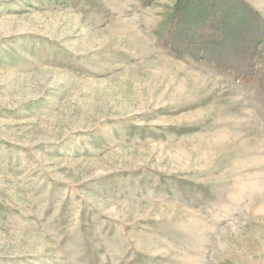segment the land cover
I'll return each mask as SVG.
<instances>
[{
	"label": "rangeland",
	"instance_id": "374dc122",
	"mask_svg": "<svg viewBox=\"0 0 264 264\" xmlns=\"http://www.w3.org/2000/svg\"><path fill=\"white\" fill-rule=\"evenodd\" d=\"M175 3L0 0V264H264V0Z\"/></svg>",
	"mask_w": 264,
	"mask_h": 264
},
{
	"label": "trees",
	"instance_id": "16d2710c",
	"mask_svg": "<svg viewBox=\"0 0 264 264\" xmlns=\"http://www.w3.org/2000/svg\"><path fill=\"white\" fill-rule=\"evenodd\" d=\"M191 1L193 2V1H195V0H176V3H175V7H174V12H173V14H172V17H171V20L173 21V22H176L177 23V20H178V16L180 15V14H182L181 12H182V9L185 7V5L187 4V3H191ZM198 2H204L206 5H208V6H210L211 8H210V12L207 14V17H208V19H209V17H212V15H214V14H217L218 16H220V20H218L217 22H215L217 19L216 18H211V25H217V27H219L220 25H221V23L223 24V23H225V21L227 20L226 18H224L225 16L223 15L222 16V12H221V6L223 5L224 6V3L222 4V3H218L220 0H197ZM245 2V1H244ZM226 3L227 2H225V5H226ZM245 5V6H244ZM244 8H245V10H246V12L247 13H249L250 15H252V16H254L255 17V19H256V21H257V24H258V22H259V24H260V26H261V28H264V18H263V16H261L259 13H258V11H256V10H254L252 7H250L249 5H248V3H244ZM229 6V5H228ZM226 7V9L225 10H227V5L225 6ZM244 8H241V9H244ZM219 13V14H218ZM209 15V16H208ZM258 24V25H259ZM217 27H214V29H216ZM215 38V37H214ZM216 39V38H215ZM209 43H210V41H209ZM183 49H185V48H183ZM250 49V51H249V53L248 54H245V57H247V56H250V54H252V52H253V50H251V47L249 48ZM240 55H242V54H239L237 57L239 58V59H242V58H244V57H242V56H240ZM233 60V59H232ZM235 60V59H234Z\"/></svg>",
	"mask_w": 264,
	"mask_h": 264
}]
</instances>
